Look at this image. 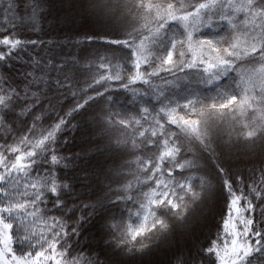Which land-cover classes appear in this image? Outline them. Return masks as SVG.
Instances as JSON below:
<instances>
[{
	"label": "snow or ice",
	"instance_id": "6c2138e0",
	"mask_svg": "<svg viewBox=\"0 0 264 264\" xmlns=\"http://www.w3.org/2000/svg\"><path fill=\"white\" fill-rule=\"evenodd\" d=\"M0 264H264V0H0Z\"/></svg>",
	"mask_w": 264,
	"mask_h": 264
}]
</instances>
